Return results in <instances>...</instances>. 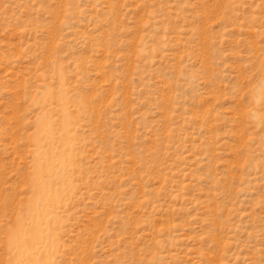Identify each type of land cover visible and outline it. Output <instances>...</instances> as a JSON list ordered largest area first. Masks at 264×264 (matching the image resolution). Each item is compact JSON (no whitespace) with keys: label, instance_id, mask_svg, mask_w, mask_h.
Listing matches in <instances>:
<instances>
[{"label":"rangeland","instance_id":"obj_1","mask_svg":"<svg viewBox=\"0 0 264 264\" xmlns=\"http://www.w3.org/2000/svg\"><path fill=\"white\" fill-rule=\"evenodd\" d=\"M0 264H264V0H0Z\"/></svg>","mask_w":264,"mask_h":264}]
</instances>
